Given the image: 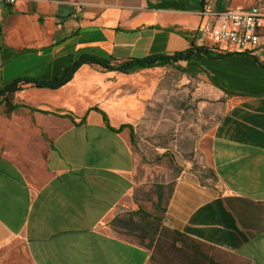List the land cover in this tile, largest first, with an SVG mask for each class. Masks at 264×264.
Returning <instances> with one entry per match:
<instances>
[{
	"label": "crops",
	"instance_id": "obj_1",
	"mask_svg": "<svg viewBox=\"0 0 264 264\" xmlns=\"http://www.w3.org/2000/svg\"><path fill=\"white\" fill-rule=\"evenodd\" d=\"M257 0H211L210 9L246 10ZM79 5V11L76 7ZM201 0H19L0 5V87L19 77L52 80L84 55L112 65L173 55L197 35ZM182 64L225 105L211 165L219 182L193 171L176 181L163 225L232 255L264 264V41L261 48ZM85 65L59 90L31 86L0 112V264H149L150 251L111 229L134 204L131 120L106 123L109 105L136 91L138 76ZM87 93V95H86ZM100 97L95 99V94ZM231 95V96H228ZM81 110V111H80ZM107 112H106V111ZM68 116H71L68 117Z\"/></svg>",
	"mask_w": 264,
	"mask_h": 264
},
{
	"label": "rangeland",
	"instance_id": "obj_2",
	"mask_svg": "<svg viewBox=\"0 0 264 264\" xmlns=\"http://www.w3.org/2000/svg\"><path fill=\"white\" fill-rule=\"evenodd\" d=\"M135 79V93L120 97L115 104L102 101L105 109H109V105L118 108L112 110L114 115L108 116L111 123L118 124L120 119L126 118L135 123L143 112L133 126L137 138L133 147L136 160L134 204L118 212L120 220L116 224L111 222V229L148 248L149 264H244L208 246L178 242L173 235L159 239L158 243L151 234L138 228L140 220L131 212L143 208L161 215L156 212V206L161 202L164 208L170 201L182 172L210 173L212 138L225 105L202 77L184 74L174 67ZM94 96L96 99L100 94Z\"/></svg>",
	"mask_w": 264,
	"mask_h": 264
},
{
	"label": "trees",
	"instance_id": "obj_3",
	"mask_svg": "<svg viewBox=\"0 0 264 264\" xmlns=\"http://www.w3.org/2000/svg\"><path fill=\"white\" fill-rule=\"evenodd\" d=\"M197 53L204 54L214 59L220 58L218 57V55H221V57H227L232 55V53L221 52L216 49L197 47L194 43H192L191 47L188 50L177 52L173 55L158 54V55L148 56L145 58H133L116 65H112L111 61L109 62L91 55H84L80 57L78 60H76L70 67H68L66 71L58 78L46 81V80L31 79L26 77H19L14 79L11 83L0 87V112H3L4 115L9 117L14 112L24 108L29 109L32 112L36 111V109L28 107L26 105L16 104L14 100V96L17 93L22 92L28 86L37 89L59 90L67 86L69 83H71L77 72L85 65H97L107 71L120 72L128 75L141 70L166 68V67H174L179 71H181L182 73L188 74L186 67H184L182 64L190 62ZM91 110L99 111L104 116V119L109 126L108 116L106 113H104L98 108H93ZM68 117L71 118V116ZM109 128L117 133H121L123 130L127 128L130 129L132 145L133 147H136L137 138H136L135 128L133 126L124 125L121 126L119 129H113L112 127L109 126ZM194 172L200 178L203 186H205L206 182H209L210 180H212L211 183H213L214 185L219 182V179L215 174V172L213 171V169H211L210 173L207 174L203 172L200 173L199 171L196 170H194ZM160 204L161 202L157 204L156 212H161L162 213L161 215H158L157 213L147 212L143 208H139L137 211L131 212L132 216H137L140 220V224L137 225L138 228L142 232L151 234L154 240H158V243L160 242L159 239L172 235L177 239L178 242H183L185 244L189 241L199 243L197 241L188 238L186 235H183L178 232L170 231L167 228H165L163 225V221L165 214L167 213L169 202L166 203V206L164 208H162ZM119 220L120 219H118L117 217L114 220L113 224H116L117 221Z\"/></svg>",
	"mask_w": 264,
	"mask_h": 264
},
{
	"label": "built area",
	"instance_id": "obj_4",
	"mask_svg": "<svg viewBox=\"0 0 264 264\" xmlns=\"http://www.w3.org/2000/svg\"><path fill=\"white\" fill-rule=\"evenodd\" d=\"M19 0H0V5L14 6ZM203 9L197 13L202 20L197 35L204 47L221 52L245 53L261 48L264 41V0L246 10L213 11L211 0H201ZM79 11V5H76Z\"/></svg>",
	"mask_w": 264,
	"mask_h": 264
},
{
	"label": "water",
	"instance_id": "obj_5",
	"mask_svg": "<svg viewBox=\"0 0 264 264\" xmlns=\"http://www.w3.org/2000/svg\"><path fill=\"white\" fill-rule=\"evenodd\" d=\"M218 57H221V55H218Z\"/></svg>",
	"mask_w": 264,
	"mask_h": 264
}]
</instances>
